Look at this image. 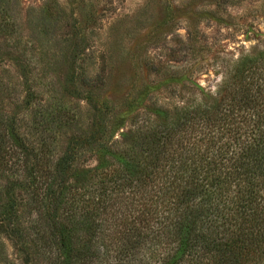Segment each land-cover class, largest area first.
<instances>
[{
  "label": "trees",
  "instance_id": "1",
  "mask_svg": "<svg viewBox=\"0 0 264 264\" xmlns=\"http://www.w3.org/2000/svg\"><path fill=\"white\" fill-rule=\"evenodd\" d=\"M2 14L0 4V34L8 31ZM216 64L226 72L214 98L198 87L123 144L111 142L108 104L81 66H72L68 87L91 109V123L62 151L55 135L78 123L75 108L56 99L41 106L30 93L37 109L26 129L19 113L0 110V237L21 264H264V44ZM171 148L183 150V173L161 186L138 223L114 239L96 236L95 215L78 209L110 189L146 187ZM83 152L94 167H78Z\"/></svg>",
  "mask_w": 264,
  "mask_h": 264
},
{
  "label": "rangeland",
  "instance_id": "2",
  "mask_svg": "<svg viewBox=\"0 0 264 264\" xmlns=\"http://www.w3.org/2000/svg\"><path fill=\"white\" fill-rule=\"evenodd\" d=\"M0 4L8 25L7 34H0V110L19 113L26 129L37 109L26 101L30 93L42 97L41 106L56 99L75 108L78 123L55 135L58 152L68 138L88 132L91 123L89 106L70 94L72 66H81L95 85L94 93L107 102L113 118L108 124L111 142L123 144L154 126L155 111L173 112L194 97L198 87L214 98L226 72L216 63L222 57L235 61L264 44V0H0ZM11 29L14 34L9 36ZM181 152L171 148L164 154L166 159L152 167L146 187L110 189L98 205H82L78 211L83 216L95 215L96 236L114 239L124 226L138 223L132 220L154 205L161 186L183 173ZM78 165L94 167L95 156L81 153ZM26 213L24 209L23 222ZM9 260L21 264L11 243L0 237V264Z\"/></svg>",
  "mask_w": 264,
  "mask_h": 264
}]
</instances>
